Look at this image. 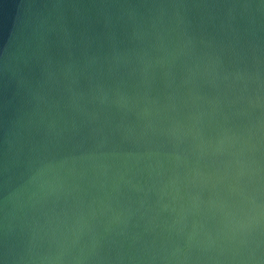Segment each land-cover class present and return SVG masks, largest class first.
Instances as JSON below:
<instances>
[{
  "label": "water",
  "instance_id": "95a60500",
  "mask_svg": "<svg viewBox=\"0 0 264 264\" xmlns=\"http://www.w3.org/2000/svg\"><path fill=\"white\" fill-rule=\"evenodd\" d=\"M0 264H264V0H0Z\"/></svg>",
  "mask_w": 264,
  "mask_h": 264
}]
</instances>
